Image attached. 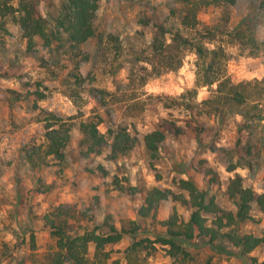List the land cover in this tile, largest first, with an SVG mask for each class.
Wrapping results in <instances>:
<instances>
[{
    "label": "rangeland",
    "instance_id": "rangeland-1",
    "mask_svg": "<svg viewBox=\"0 0 264 264\" xmlns=\"http://www.w3.org/2000/svg\"><path fill=\"white\" fill-rule=\"evenodd\" d=\"M22 2L0 0V138L12 137L17 158L0 165V264H48L52 239L43 228L44 215L58 207L69 211L67 226L77 233L106 220L126 230L135 223L140 226L107 247L109 263L118 260L112 264H246L237 247L230 245L232 253H220L203 240L194 245L199 252L194 251L193 258L175 260L155 241L165 228L141 219L138 211L152 187L178 191L181 178L193 180L227 209H235L227 194L235 174L243 176L245 186L263 191L264 95L258 107L255 99L260 88L256 81L264 78V52L253 50L251 39L264 40V15L254 11L252 0L211 4L194 25L183 24L184 6L178 0H101L99 32L120 35V54L111 46L98 49L99 37L73 49L68 42L61 48L58 40L48 47L38 37L29 47L17 21ZM36 3L54 27L51 18L61 12L59 0ZM159 25L169 32L160 38L156 51ZM176 33L192 42L180 66L173 57ZM115 67L119 68L112 72ZM206 71L216 81L201 85L209 79ZM236 89L244 94L242 105L229 99ZM35 90L46 96L38 99ZM50 112L63 119L72 135L62 161L44 154L46 121L54 120ZM241 112L261 120L251 123ZM188 119L202 131L167 133L155 156L146 149L145 134L162 128L163 120L184 125ZM83 122H98L103 133L110 127H127L140 142L117 160L109 159V148L84 157ZM245 123L251 126L241 128ZM247 142L254 145L252 157L245 153ZM3 149L0 156L9 154ZM31 152L33 162L27 156ZM209 168L218 172L220 182L211 181ZM175 211L184 219L191 215V209L167 200L160 205L157 220ZM251 215L240 224L241 231L263 235L264 212L258 204H253ZM144 238L149 241L143 242L140 259L130 261L125 250L134 239ZM94 250L91 244L92 259ZM251 255L263 260L264 247Z\"/></svg>",
    "mask_w": 264,
    "mask_h": 264
},
{
    "label": "trees",
    "instance_id": "trees-1",
    "mask_svg": "<svg viewBox=\"0 0 264 264\" xmlns=\"http://www.w3.org/2000/svg\"><path fill=\"white\" fill-rule=\"evenodd\" d=\"M184 6V15L182 22L185 25H194L199 22L198 14L211 4L229 3L235 4L237 0H178ZM101 0H59L61 12L57 17H52L55 26H49V20L46 19L38 7L36 0H23L20 12L17 17L18 23L23 29V35L28 42L29 47L35 45L36 38L44 40L46 46L51 47L55 40H58L61 48L65 47V42L70 43V48H81L83 44L90 39L99 37L98 49L108 50L111 46L115 53L120 54L122 48V39L118 34L100 33L97 20V11ZM255 12H261L264 15V0H252ZM173 9V13H175ZM253 31V30H252ZM169 31L162 25L158 26V31L154 39V49L158 51L160 38ZM174 40H177L174 56L177 59V65L180 66L187 45L192 42L183 37L180 33L173 34ZM159 41V42H158ZM251 46L253 50L262 49L264 52V40L259 43L256 37H252ZM204 54L202 49L198 50ZM88 59V55L86 56ZM119 67L111 69L112 72ZM208 72V71H206ZM206 83L201 85L213 84L216 80L211 79V75ZM221 85L224 84L220 82ZM260 86L256 92L255 106H259L260 98L264 95V78L256 81ZM221 88V87H220ZM38 99H43L46 95L39 90L33 92ZM231 101L237 105H242L246 100L244 94L237 89L230 96ZM35 107H38L35 105ZM53 119L46 121V137L48 145L45 149V156H52L62 161L66 159V147L72 137L70 129L65 127V122L54 113L50 112ZM246 120L258 121L256 115L250 116L249 112H241ZM193 119V118H192ZM188 119L184 125H180L174 120H163L162 128L148 132L144 136L145 147L152 154L156 155L160 150L161 144L166 140L167 133L175 136H182L191 128L194 132L200 133L202 127L193 124V120ZM58 125V127H55ZM98 122H83L81 130L85 137L81 139L80 144H86L82 151L84 157L91 154H101L104 148H109V159L117 160L120 155L132 151L140 142L137 135H133L127 127L118 126L117 129L110 127L107 133L99 130ZM250 124H243L241 128L250 127ZM198 135V134H196ZM240 142V140H239ZM254 151V145L247 142L245 145L246 155L251 156ZM28 159L33 162L34 154L31 152ZM252 157V156H251ZM249 167H253V161L248 162ZM234 168H231V170ZM207 175H212V182H220L219 174L213 168L206 171ZM178 191L172 188L154 186L144 198V202L139 208L138 214L141 219H150L152 223H160L165 228V234L155 240L166 247L167 253L175 260H188L193 258L194 251H198L194 245L203 240L206 244L220 253H232L228 246H235L240 250V255L245 258L246 264H264V259L251 253L258 247H264V234L259 236L254 233L243 232L240 224L252 218L251 210L256 203L264 212V177L263 191L257 192L252 187L245 186L243 176L239 173L230 178L227 187V194L234 203L235 209L222 207L215 196H209L207 191L198 188L191 179L181 178L178 182ZM167 200H173L183 206L191 209L189 219L181 218L177 211L168 218L157 220V213L160 205ZM69 211L58 207L57 211H52L44 215L43 228L48 229L52 242L49 253L47 254L48 264H112L118 263L111 259V250H108L111 244L121 241L127 232H135L140 226L134 224L133 228L126 230L112 220H106L104 225H94L85 227L82 233H77L67 226ZM64 216V217H63ZM63 217V218H62ZM65 219V220H64ZM134 223V222H133ZM149 241V238L134 239L132 244L125 250V257L131 260H139L141 251L144 247L143 242ZM32 249H35V234H31ZM95 246L93 259L89 256L90 245Z\"/></svg>",
    "mask_w": 264,
    "mask_h": 264
},
{
    "label": "crops",
    "instance_id": "crops-1",
    "mask_svg": "<svg viewBox=\"0 0 264 264\" xmlns=\"http://www.w3.org/2000/svg\"><path fill=\"white\" fill-rule=\"evenodd\" d=\"M3 145H5V147ZM14 145H16V144L12 142V137L0 138V148L1 149H3V148L7 149L9 151V154L7 152V153H4L3 156H0V165L4 162V160L11 159V157H13V155L16 154L15 152L12 153V149H11V146L13 147ZM4 149H3V151H4ZM0 155H2V154H0ZM13 158L15 160L17 159L16 156Z\"/></svg>",
    "mask_w": 264,
    "mask_h": 264
}]
</instances>
